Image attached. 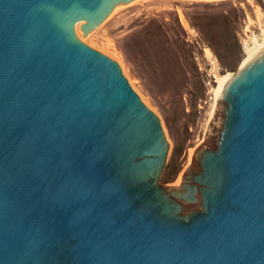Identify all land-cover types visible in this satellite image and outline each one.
<instances>
[{"label": "water", "instance_id": "95a60500", "mask_svg": "<svg viewBox=\"0 0 264 264\" xmlns=\"http://www.w3.org/2000/svg\"><path fill=\"white\" fill-rule=\"evenodd\" d=\"M137 0H0V264H264V48L172 186L159 116L85 44Z\"/></svg>", "mask_w": 264, "mask_h": 264}, {"label": "rangeland", "instance_id": "374dc122", "mask_svg": "<svg viewBox=\"0 0 264 264\" xmlns=\"http://www.w3.org/2000/svg\"><path fill=\"white\" fill-rule=\"evenodd\" d=\"M91 34L80 38L118 62L159 116L169 142L159 183L172 186L205 140L216 75L235 74L248 57L246 43L264 40V0H137Z\"/></svg>", "mask_w": 264, "mask_h": 264}, {"label": "bare ground", "instance_id": "6f19581e", "mask_svg": "<svg viewBox=\"0 0 264 264\" xmlns=\"http://www.w3.org/2000/svg\"><path fill=\"white\" fill-rule=\"evenodd\" d=\"M92 35V34H91ZM91 35H89V37L87 39H85V41H89L90 40V37ZM82 36V33L81 35ZM253 46H248V44L246 43L247 46H245L247 48V53H248V57L246 58V60L251 57L252 55H254L255 53H257L258 51H260L261 49L264 48V40L261 42L258 38H254L253 39ZM210 56V55H209ZM246 60L244 61V63L246 62ZM243 63V64H244ZM233 74L231 73H228L227 75H216L218 76V81H219V85L216 89V100L218 101V98L220 96V93L224 87V85L226 84V82L228 81V79L232 76ZM216 101V102H217Z\"/></svg>", "mask_w": 264, "mask_h": 264}]
</instances>
